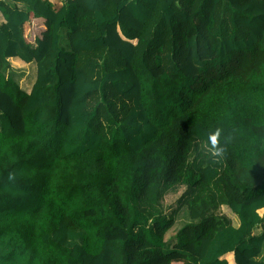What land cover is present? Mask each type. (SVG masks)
<instances>
[{
    "label": "trees",
    "instance_id": "16d2710c",
    "mask_svg": "<svg viewBox=\"0 0 264 264\" xmlns=\"http://www.w3.org/2000/svg\"><path fill=\"white\" fill-rule=\"evenodd\" d=\"M0 14V264H264V0Z\"/></svg>",
    "mask_w": 264,
    "mask_h": 264
},
{
    "label": "rangeland",
    "instance_id": "374dc122",
    "mask_svg": "<svg viewBox=\"0 0 264 264\" xmlns=\"http://www.w3.org/2000/svg\"><path fill=\"white\" fill-rule=\"evenodd\" d=\"M57 1L59 2L61 0H57ZM62 2H63V0H62ZM66 32H67V30L64 29L60 33V35H61L60 42L63 46H66V44H67ZM35 73H36V63L34 60L29 61L27 63V65H25L21 69L14 68L12 65L9 69L5 70V72H4L5 76L12 77V79L16 82V84L20 88V90H23L26 92L29 89V87L31 86V83L34 81ZM183 191H184L183 186H175V187L171 188L168 192H166V194L162 200V204H163L167 214H171V212L173 210H175L176 208H179L178 212L175 214L174 225L165 233L164 238L167 240V242H169V245H170V247L165 246L164 247L165 250H168V249L170 250V248H171V245H172L171 241H173V240H169V239L174 234V231L178 227H180L181 225H183L184 223L189 221V217H188L186 207L180 205L179 201H178L179 196L182 194ZM224 209H225V212L230 213V211L227 209V207ZM232 218L234 219L235 217H233V215H232Z\"/></svg>",
    "mask_w": 264,
    "mask_h": 264
},
{
    "label": "crops",
    "instance_id": "0c3cea01",
    "mask_svg": "<svg viewBox=\"0 0 264 264\" xmlns=\"http://www.w3.org/2000/svg\"><path fill=\"white\" fill-rule=\"evenodd\" d=\"M51 3H53L54 5H60L61 3H62V0L61 1H57V0H49ZM1 22H4V19H3V17L1 16V14H0V23ZM13 58V57H12ZM17 64H18V62H16ZM25 65H27V63L25 64ZM24 65V66H25ZM24 66H21V67H17V68H19V69H21V68H23ZM33 83V82H32ZM32 83H31V85H32ZM30 88H31V86L29 87V89L27 90V92H29L30 91ZM233 215V217H235V215L234 214H232ZM231 215V216H232ZM234 223H235V225H238V221L236 220V218H234ZM260 258H264V249H263V251H262V253H261V255H260Z\"/></svg>",
    "mask_w": 264,
    "mask_h": 264
},
{
    "label": "clouds",
    "instance_id": "9594fccd",
    "mask_svg": "<svg viewBox=\"0 0 264 264\" xmlns=\"http://www.w3.org/2000/svg\"><path fill=\"white\" fill-rule=\"evenodd\" d=\"M211 139H212L213 144H215V143H216V136L213 135V136L211 137Z\"/></svg>",
    "mask_w": 264,
    "mask_h": 264
}]
</instances>
